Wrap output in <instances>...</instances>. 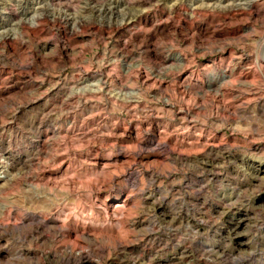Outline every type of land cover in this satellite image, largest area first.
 Segmentation results:
<instances>
[{
    "label": "rangeland",
    "instance_id": "rangeland-1",
    "mask_svg": "<svg viewBox=\"0 0 264 264\" xmlns=\"http://www.w3.org/2000/svg\"><path fill=\"white\" fill-rule=\"evenodd\" d=\"M191 4L192 0H0V224L5 220L9 224L34 223L26 216L28 208L47 207L57 196L62 204L52 217L59 218L66 230L73 228V222L84 209V199H63L62 188L56 190L54 185L46 187L41 183L35 189L31 178L37 173L60 177L72 163L75 172L70 179L84 184V189L78 184L77 192L90 191L99 182L92 170L101 169L92 166L91 161L99 150L103 133L111 132L107 140L117 147L122 143L116 136L119 132L123 136L128 133L140 142L124 143L126 161L119 162L117 168H108L111 170L108 179L114 187L102 188V197H98V203L108 197L110 209L106 215L118 227H110L103 219L97 220L95 209H91L92 215L85 219L96 223L85 227L81 220L78 229L92 231L96 238L63 239L56 231L47 230L40 238L42 249L29 250V260L35 261L43 251L48 258L41 264H64L54 254L69 245L76 252H85L90 264H182V258L192 259L193 250H204L200 233L210 226L207 220L199 225L194 220L184 221L192 223L195 229L191 247L187 244L174 247L168 244L169 236L163 225L165 220L174 221L175 205L166 199L153 202L151 196L138 200L117 181L127 178L129 183H134L135 170L142 166L145 179L155 171L160 177L159 183H171V191L182 195L186 185L215 183L225 174L235 176L237 165L264 170L258 159L264 157V139L252 132L245 133L244 122L236 134L221 130L214 135L208 128L211 121L203 122L205 117L231 120L232 113L251 118L253 110L256 118L264 120V96L253 91L262 84L264 47H254L258 37L247 39L256 13L241 14L237 20L232 19L237 13L193 15ZM129 5L135 8L130 9ZM133 11L139 18L130 22ZM178 54H185L188 60L185 67L190 74L183 80L179 78L184 69L174 60ZM134 61L144 67L133 72ZM219 65H225L223 69H227L231 79L219 78L207 71L209 66L215 69ZM114 69L128 82L124 92H139L140 98L128 101L121 98V79ZM220 84L224 87L220 88ZM164 94L171 103L161 99ZM242 103H247V108H240ZM132 113L139 118H129ZM73 127L84 128V133L77 132L79 137L66 142L63 136L49 140L47 155L34 152L40 132L52 128L67 131L66 128ZM162 140L173 145L175 150L170 155L157 148V142ZM226 145L231 149L217 157L215 154ZM141 148L150 151L136 155ZM57 155L65 157L61 167L53 162L52 157ZM120 155L117 151L111 157H100L113 161ZM201 167L203 174H197ZM122 190L126 194L117 199ZM125 196L127 208L115 211L113 206L117 201H124ZM17 206L19 210L15 209ZM210 212L215 227L206 234L216 233L217 243L234 223L233 213L239 217L248 212L245 223L249 227L264 218V208L259 206L225 212L224 205L218 204L211 206ZM107 229L118 232L117 238H105L101 231ZM200 264L206 262L200 261Z\"/></svg>",
    "mask_w": 264,
    "mask_h": 264
},
{
    "label": "clouds",
    "instance_id": "clouds-1",
    "mask_svg": "<svg viewBox=\"0 0 264 264\" xmlns=\"http://www.w3.org/2000/svg\"><path fill=\"white\" fill-rule=\"evenodd\" d=\"M179 2V0H177ZM211 7L213 11L217 9L221 10L224 14L237 13V16H233V20H237L241 14H247L251 16L253 11L256 13V18L253 20L254 27L249 33L247 39L252 40L253 37H258V42L254 47H264V0H229V3L218 4ZM130 9L135 8V5H129ZM147 11V9H143ZM136 15L135 11L132 12V17ZM87 19V18H86ZM78 31V30H77ZM175 39V37H172ZM170 46V45H169ZM242 46V45H241ZM126 55L128 53H125ZM207 54V53H206ZM115 64V61H112ZM136 68L133 70L139 71L143 68L142 63L136 62ZM147 70V69H145ZM227 71V69H223ZM115 72V69H114ZM116 76L121 79L120 93L122 99L128 101L133 98H140L141 93L131 91L124 92V86L127 85V80L124 76H121L119 72H115ZM129 75V74H125ZM166 78V77H165ZM110 81H105L109 83ZM211 87V82L209 83ZM220 88L224 85L220 84ZM243 90H247L242 85ZM115 92V89L113 90ZM203 92V89L200 90ZM253 91H259L264 96V76H262V84L260 87L253 89ZM161 99L165 103H171L167 99V94L161 96ZM159 103V101H157ZM240 108H247V103H242ZM128 111H131L129 109ZM129 118H139L136 113H132ZM202 118L197 117L198 121ZM208 121H211L208 123ZM203 122L208 123V128L211 134H215L217 131L226 130L228 133L236 134L241 130V122L246 124L243 129L245 133L252 132L255 135H259L261 139H264V120L256 118L255 111H252L251 118L247 116H237L232 113V119H220L219 121L211 120V117L203 118ZM253 125H256L253 128ZM114 127V126H113ZM111 135V132L104 133L99 138V150L96 154L106 155L111 157L115 152L125 151V145L119 143L114 145L106 138ZM139 142V141H138ZM250 143V141H245ZM158 149L166 151L167 154H171L174 149L171 145H167L165 141H161L157 145ZM231 149L230 145H226L224 149L217 152V157H222L224 152H228ZM150 149L141 148L136 155H145ZM208 155H212L209 153ZM72 159V157H70ZM260 164L264 165V157H258ZM203 163V162H202ZM84 165L81 164L80 168ZM78 170V169H77ZM215 170V169H214ZM93 171V174L99 177V182L90 191H84L79 193L77 198H83L85 202L84 209L76 221L73 222V227H81L80 221L83 220V226H87L89 223H96V220L85 219V216L90 217L92 215L91 209H95L97 214L96 219H103L104 223L110 227H118L112 225L111 221L106 215V205L108 197L98 201L96 195L102 188L112 189L114 185L111 180L108 179L110 169H101L99 171ZM136 176L137 180L134 183H129L128 179L117 181V184L125 185L129 191V195L135 196L138 200H146L149 196L153 198V202L161 199H166L169 204H174L175 208L172 209L176 215L173 222H164V230L167 232L169 239L168 244L173 246H179L181 244H187L191 247L190 240L195 229L192 223H184V221L194 220L197 225L207 220L210 225L205 232L200 233V237L205 244L204 250L195 249L192 252V259L186 260L182 258V264L186 260V264H200V261H205L206 264H264V218L256 220L251 227L248 223H245V219L249 216L248 212H243V216H236L233 213L232 219L234 223L230 226L222 237L219 243L216 242V233L212 236H208L206 233L210 232L215 227V222L211 217L210 207L218 204H223L225 212H231L233 208L236 212H241L248 206H259L264 208V170L259 167L242 168L239 165L234 168L236 175L225 174L223 178L216 179V182L208 181L202 185H186L182 189L183 194L171 191V183H159L160 177L154 171L152 176L148 179L144 178V168L137 166ZM170 174V173H169ZM197 174H203V168ZM155 177V178H154ZM12 179H15L13 177ZM175 181L173 183H179ZM235 186V187H234ZM123 195V190L117 194ZM258 197V199H253ZM128 197L125 196V199ZM62 214V213H61ZM163 215V213L161 214ZM223 215V214H222ZM114 216L116 214L114 213ZM203 218V219H202ZM23 219V217L21 218ZM119 219V217H117ZM243 224V227H241ZM224 227V225H221ZM159 230V228H157ZM219 231V229H217ZM47 233V226L41 218H35V222L28 223H4L0 224V253L4 255L0 256V264H41V261L47 260V256L41 251L40 256L33 260H29V250L33 248L43 246L40 245L41 236ZM243 237V238H242ZM238 241V243H237ZM174 242V243H173ZM167 247V244L165 245ZM187 251V249H185Z\"/></svg>",
    "mask_w": 264,
    "mask_h": 264
},
{
    "label": "bare ground",
    "instance_id": "bare-ground-1",
    "mask_svg": "<svg viewBox=\"0 0 264 264\" xmlns=\"http://www.w3.org/2000/svg\"><path fill=\"white\" fill-rule=\"evenodd\" d=\"M181 1V0H180ZM188 1V0H187ZM191 1V0H190ZM68 2V1H67ZM193 2V5L191 6L190 10L193 15L197 14V13H203V12H207V13H210V12H217V13H221V14H224L221 10L217 9L216 11H213V9L211 7H207V6H214V5H218V4H226V3H229V0H192ZM103 3V2H102ZM185 3V2H184ZM45 5V4H44ZM1 7V6H0ZM104 8V7H103ZM102 9V8H101ZM175 11V10H174ZM11 12V11H10ZM13 12V11H12ZM143 12V11H142ZM186 12V11H185ZM112 13H114V11L112 10ZM189 13V12H188ZM11 14V13H10ZM124 14V13H123ZM140 14H142L140 12ZM232 14H235V12L233 13H229L227 15H232ZM12 15V14H11ZM226 15V14H225ZM236 15V14H235ZM141 16V15H140ZM192 16V15H191ZM130 17V16H129ZM143 17V16H142ZM139 18L138 16L136 17H131L130 18V22L134 21V19H137ZM119 20V19H118ZM146 22V21H145ZM140 23V22H139ZM124 24V23H123ZM142 24V23H141ZM145 24V23H144ZM129 25V24H128ZM148 24H146V27H147ZM121 26V25H120ZM127 27V26H126ZM11 30V29H10ZM24 30V29H23ZM192 30V29H191ZM203 29H200V32H202ZM12 38V37H11ZM185 55V54H184ZM183 54H178L177 55V58L174 59L180 66H182V68L184 69L183 71V75L179 78L181 80H183L184 78L186 79L187 76L190 74L189 73V70L187 67H185L186 63H187V57L184 56ZM167 61V60H166ZM257 61V60H256ZM163 64V63H162ZM223 66L225 65H219L217 66L215 69H212L213 67H208V72L219 77V78H223V79H231L230 76H228L227 72L223 71ZM161 68V67H160ZM239 69V68H238ZM232 73V72H231ZM241 73V72H240ZM235 74V73H234ZM152 77V76H151ZM150 77V78H151ZM212 77V76H211ZM98 78V77H97ZM200 78V77H199ZM215 78V77H213ZM218 78V79H219ZM261 78V77H260ZM145 79V78H144ZM216 79V78H215ZM210 80V79H209ZM248 80V79H247ZM187 81V80H186ZM185 81V82H186ZM215 81V80H214ZM150 82V81H149ZM101 83H102V80H101ZM97 85V84H96ZM105 86V85H104ZM101 90V89H100ZM220 96V95H219ZM80 104V103H79ZM174 107V106H173ZM90 114V113H89ZM99 114V113H98ZM102 114V113H101ZM109 115V114H108ZM87 118V117H86ZM78 119V118H77ZM104 119V118H103ZM74 120V119H73ZM45 121V120H44ZM57 121V120H56ZM86 122V121H85ZM106 123V122H105ZM151 123V122H150ZM59 124V123H58ZM72 124V123H71ZM78 124V123H77ZM86 124V123H84ZM91 124V123H90ZM73 125H75L74 121H73ZM88 125V124H87ZM100 125V124H99ZM72 127V125H70ZM76 126V125H75ZM80 126V125H78ZM125 126V125H124ZM152 126V125H151ZM67 127V126H66ZM85 127V126H84ZM92 127V126H91ZM109 127V126H108ZM145 127V126H144ZM70 128V127H69ZM105 128V127H104ZM107 128V127H106ZM111 128V127H110ZM67 131H64L62 129H51V130H48V131H44V132H40L38 134V136L36 137V141H35V146L33 148L34 152L37 154H45L47 155V145H48V141L49 140H54L56 138L59 139L60 136H63V138L65 139V142L66 140H68L69 138H74L75 136L79 137L76 133L77 132H81V133H84V128H80V129H76L75 127L71 128L68 130V128H66ZM91 129V128H90ZM98 129H99V126H98ZM97 129V130H98ZM100 130V129H99ZM103 130V129H101ZM107 130V129H106ZM111 130V129H110ZM113 130V129H112ZM111 130V131H112ZM115 130V129H114ZM86 131H89L86 130ZM96 131V130H94ZM153 131V130H152ZM167 131V130H166ZM39 132V130H38ZM100 132V131H99ZM103 132V131H102ZM107 132V131H106ZM113 132V131H112ZM92 133V132H91ZM114 133V132H113ZM123 133V132H122ZM35 134V132H34ZM87 134V133H86ZM94 134V133H93ZM97 134V133H96ZM102 134V133H101ZM104 134V133H103ZM116 134V133H115ZM117 133L116 136H118L117 138L120 139L122 141V143H138V139H135L133 138L132 136H130L128 133L126 136H123V134H120ZM126 134V133H125ZM36 135V134H35ZM83 135V134H82ZM85 135V134H84ZM83 135V136H84ZM155 135V134H154ZM159 135V134H158ZM166 135V134H165ZM87 136V135H85ZM91 136V135H90ZM102 136V135H101ZM115 136V137H116ZM111 137V136H110ZM158 137V136H157ZM88 138V137H87ZM97 138V137H96ZM113 138V137H112ZM156 138V137H155ZM184 138V137H183ZM76 139V138H75ZM83 139V138H82ZM81 139V140H82ZM86 138H84L85 140ZM95 139V138H94ZM108 139V138H106ZM153 139V138H152ZM35 140V139H34ZM33 140V142H34ZM90 140V139H89ZM88 140V141H89ZM117 140V139H116ZM172 140V139H171ZM69 141V140H68ZM76 141V140H75ZM74 141V142H75ZM87 141V143H88ZM91 141V140H90ZM119 141V140H118ZM151 141V140H150ZM188 141H190L188 139ZM52 142V141H51ZM72 142V141H71ZM114 142V141H113ZM152 142V141H151ZM173 142V141H172ZM31 143V142H30ZM70 143V142H69ZM85 143V141H84ZM156 143V142H154ZM187 143V142H186ZM53 144V143H52ZM140 144V142H139ZM153 144V142H152ZM160 142H157L156 145H159ZM167 145H171L170 143H167ZM188 144V143H187ZM189 145V144H188ZM23 146V145H22ZM50 146V145H49ZM52 146V145H51ZM148 146V145H147ZM173 146V145H172ZM59 147V146H58ZM149 147V146H148ZM153 147V146H152ZM49 148V147H48ZM66 149V148H65ZM213 149V148H211ZM175 150V149H174ZM31 151V150H30ZM29 151V152H30ZM97 152V151H96ZM33 153V152H32ZM34 153V154H35ZM122 153V155H120L119 157H117L116 159H114L113 161H110V160H107L105 158H101L100 156L101 155H98V154H95V158L91 161V165L96 167V169H108V168H117L118 167V163L119 162H124L126 161V156H124V153L123 152H120ZM127 154V152H126ZM125 154V155H126ZM177 154V153H176ZM175 154V155H176ZM174 155V154H173ZM180 155V154H179ZM44 156V155H43ZM69 156V154H68ZM67 156V157H68ZM155 156V155H154ZM50 158L52 156H49ZM159 157V156H158ZM28 158V157H27ZM42 158V157H41ZM157 158V157H156ZM22 159V158H21ZM53 159V162L56 163V164H59V166H63V160L65 159L64 156H56V157H52ZM86 159V158H85ZM130 160V159H129ZM158 160V159H157ZM14 161V160H13ZM50 161V160H49ZM25 162V161H24ZM52 162V161H51ZM50 162V163H51ZM20 163V161H19ZM22 164V163H21ZM43 164V163H42ZM20 165V164H19ZM78 165V164H77ZM32 166V165H31ZM75 172L74 170V164L70 163L68 165V167L66 168V170L64 171V173H62L63 175H60V177H55L54 175L50 174L48 175L47 173L46 174H43L41 175L39 173H37V175H34L32 178H31V181L33 182V184H36V185H33V187L35 186V189L37 188H40L39 187V184L43 183L45 184L44 186H55L56 190L57 188H62V192H64V198H70V197H73V198H77V195L79 192H77V188H78V184L80 185L81 188L84 189V184L83 182H80V183H77L76 181L74 180H71L70 179V175L73 174ZM80 172V171H79ZM61 174V173H60ZM78 175V174H77ZM80 175V174H79ZM85 175V174H84ZM134 175V173L132 174V176ZM24 177V176H23ZM136 177V175H135ZM18 178H20V176H18ZM132 178V177H131ZM28 179V178H27ZM15 180V179H14ZM54 180H58V181H55ZM16 181V180H15ZM19 181V180H18ZM21 181V180H20ZM80 181V180H78ZM24 182V181H23ZM28 183L29 182V179L27 181ZM16 183V182H15ZM14 183V185H15ZM31 184V183H30ZM16 187V186H15ZM94 188V187H93ZM91 189V188H90ZM61 190V189H60ZM42 191V190H40ZM42 194V193H41ZM98 197H102L100 191L97 193ZM123 194H126L123 192ZM128 196V194H127ZM53 197V196H52ZM57 197V196H56ZM52 201H50L49 205L47 207H43V208H40V209H29L28 208V212L26 214L27 217H29V220L32 221V222H35V218H41L45 225L47 226V230L48 231H56L57 234L60 235V237H62L63 239H72V238H77L78 237H86L88 239H94L96 237H94L95 235L92 234V231L90 232H86V230H80L76 227H73V228H68V230H66V227L61 224V221H59L58 219H55L53 216V214L58 210V208L60 207V200L61 199H58L56 198ZM128 199V198H127ZM127 199H125L124 201H117L115 203V205L113 206L115 211H122V210H125L127 208ZM67 201V200H66ZM20 202V200H19ZM65 202V201H64ZM74 202V201H73ZM18 204V203H17ZM20 205V204H19ZM42 207V206H41ZM61 208V207H60ZM59 208V209H60ZM16 210H19L20 208L17 206L15 207ZM22 209V208H21ZM110 207L108 205H106V212L108 213ZM15 210V211H16ZM24 210V209H23ZM22 210V211H23ZM63 210V209H62ZM25 212V211H24ZM62 212V211H61ZM8 213V212H7ZM17 213V212H15ZM19 213V212H18ZM26 213V212H25ZM60 214V212H59ZM66 214V213H65ZM108 215V214H107ZM21 217V216H20ZM60 217V216H58ZM26 218V217H25ZM61 218V217H60ZM24 219V218H23ZM26 220V219H25ZM26 223V222H25ZM112 224V223H111ZM83 227V226H82ZM89 227V226H88ZM93 228V227H92ZM85 229V228H84ZM109 229V228H108ZM106 230V231H101V233L104 235L105 238L107 239H111V238H115L117 236V233L111 229V230ZM52 233V232H51ZM50 235V234H49ZM43 237V236H42ZM61 238V239H62ZM117 238V237H116ZM46 239V238H45ZM41 241V240H40ZM79 241V240H78ZM120 242V241H118ZM51 245V244H50ZM120 245H123V243H120ZM127 246V245H126ZM125 247V246H124ZM128 247V246H127ZM62 249V248H61ZM64 251H61V250H58L55 252L54 255H59L58 257L60 258V260H62V262L64 264H90L91 261L90 259L88 258L87 254L83 251H79V252H76L75 251V247L74 246H64ZM133 250V249H131ZM131 252V251H130ZM35 256V255H34ZM57 257V258H58ZM48 258V257H47ZM56 258V257H55ZM55 260V259H54ZM53 260V261H54ZM126 264V263H124Z\"/></svg>",
    "mask_w": 264,
    "mask_h": 264
}]
</instances>
